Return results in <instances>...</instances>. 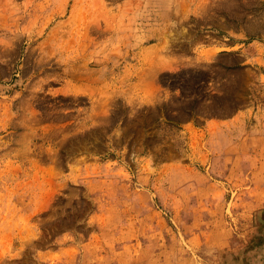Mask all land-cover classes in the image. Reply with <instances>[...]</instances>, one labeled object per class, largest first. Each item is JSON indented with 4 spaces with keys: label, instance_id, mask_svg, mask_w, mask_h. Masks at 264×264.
<instances>
[{
    "label": "rangeland",
    "instance_id": "374dc122",
    "mask_svg": "<svg viewBox=\"0 0 264 264\" xmlns=\"http://www.w3.org/2000/svg\"><path fill=\"white\" fill-rule=\"evenodd\" d=\"M132 4L0 0V264H264V0Z\"/></svg>",
    "mask_w": 264,
    "mask_h": 264
},
{
    "label": "bare ground",
    "instance_id": "6f19581e",
    "mask_svg": "<svg viewBox=\"0 0 264 264\" xmlns=\"http://www.w3.org/2000/svg\"><path fill=\"white\" fill-rule=\"evenodd\" d=\"M144 0H132V2H133V9L135 8L136 10L138 9H140L141 8V4H142V2H143ZM156 1V0H155ZM160 1H163V0H160ZM149 2V1H148ZM152 2V1H151ZM105 5V4H104ZM145 5V4H144ZM143 7V6H142ZM124 9V8H123ZM167 10H165V12H166ZM170 11V10H169ZM168 11V12H169ZM120 12V11H119ZM124 12H125V10H124ZM127 12V11H126ZM171 12V11H170ZM158 13V12H157ZM156 13V14H157ZM164 13V12H163ZM88 14V13H87ZM120 14H122V13H120ZM128 14V13H127ZM172 14V13H171ZM171 14H169V16L171 15ZM97 15V14H96ZM100 15V14H99ZM99 15H97V16H99ZM102 16H103V14H101ZM115 15V13H113L112 14V19H110V17L111 16H109V15H107V16H109V17H106V18H104V25H101V23L97 20L96 22H92V26L89 24V27L90 28H92L93 26H94V29L93 30H95L96 31V34L99 32V33H101V32H103L104 33V31L105 30H108V29H112V31L115 33V34H119L121 31H123L124 29H126L125 27L127 26V25H124L123 24V22H125V20H124V18L123 19H119V17L121 16H118V19L117 20H115L114 21V17H116V16H114ZM116 15H117V13H116ZM160 16V15H159ZM164 16V15H163ZM104 17V16H103ZM125 17V16H124ZM102 18V17H101ZM100 18V19H101ZM114 18V19H113ZM131 18V17H130ZM127 19V18H126ZM127 21V20H126ZM88 22H90V20L88 21ZM132 24H133V22H132ZM86 25V24H85ZM142 25V24H141ZM139 26V25H138ZM85 27V26H84ZM86 29V28H85ZM157 29V28H156ZM155 29V30H156ZM87 30H88V28H87ZM90 31V30H89ZM88 31V32H89ZM109 31V30H108ZM139 31V30H138ZM85 32H86V30H85ZM90 33V32H89ZM88 33V34H89ZM94 34H95V32H94ZM102 34V33H101ZM100 34V35H101ZM79 35V34H78ZM126 35V34H125ZM128 35V34H127ZM115 36V35H114ZM87 37V36H86ZM119 37V36H118ZM155 37V35L154 34H152V35H147V37H146V39H148V40H152V38H154ZM119 38H121V37H119ZM123 38H124V36H123ZM125 39V38H124ZM156 39H157V37H156ZM93 40V39H92ZM115 40H116V38H115ZM144 40V39H143ZM112 41V40H111ZM150 50V49H149ZM218 49H215L214 50V52H216ZM148 52V51H147ZM151 51H149V53H150ZM207 53V55L209 56V54H210V51L209 52H206ZM212 54H213V52H212ZM152 56V55H151ZM154 56V55H153ZM149 57V56H148ZM151 58V57H150ZM154 58V57H153ZM97 60V59H96ZM88 62V61H87ZM95 64V63H94ZM87 66V65H86ZM88 68H89V66H88ZM90 69V68H89ZM92 68H91V72H92ZM90 72V73H91ZM91 75H92V73H91ZM89 76V75H88ZM90 77V76H89ZM88 77V78H89ZM90 79V78H89Z\"/></svg>",
    "mask_w": 264,
    "mask_h": 264
}]
</instances>
